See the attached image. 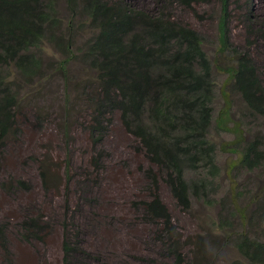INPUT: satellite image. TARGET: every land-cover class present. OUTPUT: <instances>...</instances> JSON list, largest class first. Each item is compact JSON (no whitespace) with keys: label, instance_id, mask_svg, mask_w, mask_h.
<instances>
[{"label":"rangeland","instance_id":"obj_1","mask_svg":"<svg viewBox=\"0 0 264 264\" xmlns=\"http://www.w3.org/2000/svg\"><path fill=\"white\" fill-rule=\"evenodd\" d=\"M73 2H56L58 36L63 44H74L72 56L78 59L70 64L67 78L57 77L49 67H57L69 53L44 44L45 73L54 82L24 86L17 135L0 147V264H69L63 249L67 231L79 244L72 264H178V253L184 254V264L241 260L236 247L241 237L264 241V157L252 171L239 165L249 142H259L264 154V116L249 111L226 68L235 64L229 57L232 50L247 54L264 86V0L230 1L228 56L220 55V0L192 10L173 0H127L137 10L156 16L164 12L196 30L211 63L215 100L207 138L215 147L219 174L212 177L208 168L186 174L188 181L208 183L203 196L192 195L190 211L177 205L166 175L149 163L118 114L97 144L85 119L72 118L65 130V87L74 88L84 77L80 57L96 34L80 6L71 10ZM154 190L172 216V232L144 210ZM31 218L40 232L25 231Z\"/></svg>","mask_w":264,"mask_h":264},{"label":"trees","instance_id":"obj_2","mask_svg":"<svg viewBox=\"0 0 264 264\" xmlns=\"http://www.w3.org/2000/svg\"><path fill=\"white\" fill-rule=\"evenodd\" d=\"M173 1L192 10L208 0ZM230 1L220 0V55L231 52L227 33ZM56 2L0 0V147L9 136L17 135L24 86L36 83L41 87L45 79L54 82V76L45 73L44 44L69 53L57 67H49L57 77L67 78L70 64L78 59L72 56L74 44L65 45L58 36L61 20ZM70 5L75 6L72 11L81 7L96 34L80 53L84 77L74 88L65 87V130L72 118L85 119L97 144L106 137L105 126L118 114L149 163L166 175L177 205L190 211L192 195L203 196L208 183L188 181L186 174L207 168L212 177L219 174L215 147L207 138L213 122L215 84L202 36L164 12L147 14L127 0H77ZM231 54L235 64L226 68L231 86L250 112L264 116V86L256 66L247 54L235 50ZM38 97L39 91L34 98ZM83 105L85 112L81 111ZM241 153L240 167L252 171L261 166L264 154L259 142H249ZM99 161L101 157L94 159L96 168ZM42 177L47 184L44 172ZM18 184L24 186L23 181ZM143 206L149 216L164 223L167 232L173 231L172 216L155 190ZM261 215L264 221V208ZM24 225L27 233L40 232L34 218ZM236 247L242 259L233 264H264V241L243 236ZM75 248L79 244L67 231L63 249L69 264L75 259ZM176 256L178 264H184V254Z\"/></svg>","mask_w":264,"mask_h":264}]
</instances>
